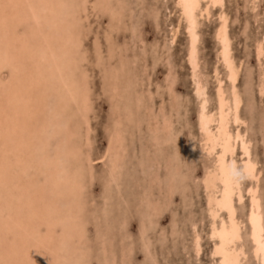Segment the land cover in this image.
<instances>
[{"label": "rangeland", "instance_id": "1", "mask_svg": "<svg viewBox=\"0 0 264 264\" xmlns=\"http://www.w3.org/2000/svg\"><path fill=\"white\" fill-rule=\"evenodd\" d=\"M208 1L197 11V78L179 0L22 1L21 33L6 50L14 72L0 71V108H13L23 89L28 112L11 135L0 122V264H220L213 232L229 224L216 205L222 144L207 140L199 116L206 97L218 117L221 79L231 100L217 36L223 15L241 97L242 121L230 115L229 130L240 129L257 166L256 178L246 175L239 141L226 157L237 171L241 234L228 248L240 264H263L249 188L264 227V0ZM14 2L0 1V28H12ZM217 126L218 118L211 134Z\"/></svg>", "mask_w": 264, "mask_h": 264}, {"label": "bare ground", "instance_id": "2", "mask_svg": "<svg viewBox=\"0 0 264 264\" xmlns=\"http://www.w3.org/2000/svg\"><path fill=\"white\" fill-rule=\"evenodd\" d=\"M0 1L2 2V0H0ZM6 1H8V0H6ZM14 1H15L14 2L15 5L14 4L13 5L15 7V10L13 9L11 11L12 8L11 9L9 8L11 14L13 13L10 16V19H13V21L11 22L12 28H9V29L0 28V71L5 69V70H7L8 73H9V71H13L14 69L13 70H11V68L6 69V67H7L6 60H7V58H9V52L7 54L6 50L10 49V45L17 43L14 36L21 33V31H18L16 28V24H17L18 19L15 20V17H18L20 14L22 15V13L25 10L24 9L25 7L22 4L23 3L22 1H25V0H14ZM28 1H29L28 6L30 3H31V5H33L31 0H28ZM208 2H209V4L211 3L212 5L222 4V0H209ZM179 3L182 6L183 14L186 18L187 26H188V32H189V38H190L189 53H188L189 54V61L192 65L194 75L197 78V66H198V49H197L198 12L197 11L200 10L199 8H200L201 0H179ZM3 4L5 5L6 3L3 2ZM58 8H60V6H58ZM205 8H204L205 10H203L204 13H206L205 11L208 12V10H209L208 7L205 6ZM8 12H7V14H8ZM30 12H31V10H30ZM0 14L4 15L3 13H0ZM24 15H25V13H24ZM25 16H27V15H25ZM44 19H46V18H44ZM1 20L3 21V19H1ZM36 20L37 19H35V21ZM2 21L0 22L1 24H2ZM39 32L41 33L42 30H39V28L34 26L32 33L37 34ZM217 36L219 38L220 45H221L220 46V56H221V59L226 66L227 77H228V80H229L230 85H231V88H230L231 89L230 90L231 91V100L229 101L227 99L226 92L224 90V87L222 84V79H221L219 81V87L217 90V95H218V117H216V118H218L217 133L216 134L210 133V130H211L210 126L213 124V122L216 121V118H215V116L209 114L207 111V99H206V97H202V99H201L202 104H201V110H200V116H199V119H200L199 123L201 124V128L203 129V132H205L207 134V137H208L207 140H212L214 146H215L214 143H216V142L218 143V141L219 142L221 141V144H222V152L219 154V159H218V171H219L218 174H219V178L222 182V189H221V197L216 199V205L220 209H225L228 211V213H229V224H228V221L223 220L218 227L214 228L213 235L214 236L217 235L219 238V242L216 244V249L214 251H215V254L220 256V258H221L220 264H240L238 252L236 253V252L230 251L232 249L228 248V246L231 245L230 243L235 242L236 240H238L240 238L241 234H240V227L236 221L235 208H234V194L236 192L235 186H234V182H235L234 180H235V175H236L237 171H236V167H235L234 163L233 162L229 163L226 157L229 153L233 154V150H234L233 148H235L234 147L235 143L237 141H239V142H241L242 151L244 150L243 153H245V155H246L245 161H244V170H245L244 172L246 173V175L251 176L253 178H256L257 177V166H256L255 161L250 156V150H249L248 144L245 141L244 136H243L242 132L240 131V129L236 130L235 133H231V131L229 130L230 115H232V121H234L236 124H238L239 122L242 121V117L239 113L241 97H240V94H239L237 86H236V79H237V75H238V66L235 63L234 58L232 56L230 37H229V33H228V21L224 15L222 16V22L218 28ZM44 37H45V35H44ZM21 39H23V38L21 37ZM22 42L20 41V43H22ZM263 51H264V48H263L262 42H261L258 44V50H257L258 55L257 56L260 57L263 54ZM5 55H7V56H5ZM17 56H16V58H17ZM20 64H23V63H20ZM20 66L21 67L17 68L16 71L24 69L22 65H20ZM44 72H46V71H44ZM5 73L6 72H3L2 76H4ZM2 79H3V77H2ZM21 80H23V79L21 78ZM32 81H33V79L31 80V84H33ZM34 81L36 82V80H34ZM64 83H65L64 77L63 78L61 77V79L58 82V85H64ZM13 86H10L11 92L13 90ZM34 86L35 85H33L32 87H34ZM196 88H197V92H198L199 96H201V95L204 96V86L202 85L201 81L197 80V79H196ZM13 91H16V90L14 89ZM11 92H10V94H11ZM22 92H23V89H22ZM21 93H19L18 91L15 92L17 99H16V101H13L11 104V105H14L15 108L14 107L12 108V106H11V108H9V106H7V105H4L0 108V113L1 114L3 113L2 116L0 114V120H1L0 122H2L1 128L9 131L10 135H11L12 131H14V132L18 131V129L20 128L19 127L20 121L25 120L27 117L28 112L25 109H23L24 107H26V105L24 104V101H23L24 99L20 95ZM71 95L74 96V94H71ZM37 98H39V96H37ZM44 102L45 101H41V103L43 105L40 104L41 105V106H39L40 108H42L44 106ZM23 105H25V106H23ZM10 113H11V115H10ZM34 113H36V112H34ZM32 115H34V114L32 113ZM32 115H30V117ZM10 116H11V118H10ZM32 117H34V116H32ZM20 133H23V132L21 131ZM232 141L234 142V144H232ZM208 142L211 143V141H208ZM219 145H220V143H219ZM44 146L45 147H44L43 152L46 150V147H47L46 145H44ZM213 151H215V150H213ZM228 156H230V155H228ZM211 184H210V186H211ZM236 184H237V182H236ZM249 191L251 193V204H252L251 211L249 214V221H250L251 229H252L251 233H252V237H253L254 242H255V252L257 255L262 254V257H263L262 260H263V264H264V227H263V219H262V214H261L260 200L257 196L258 192H257L256 188L250 187ZM241 198H242V196L240 195V199Z\"/></svg>", "mask_w": 264, "mask_h": 264}]
</instances>
